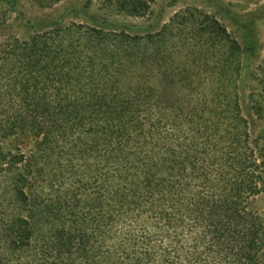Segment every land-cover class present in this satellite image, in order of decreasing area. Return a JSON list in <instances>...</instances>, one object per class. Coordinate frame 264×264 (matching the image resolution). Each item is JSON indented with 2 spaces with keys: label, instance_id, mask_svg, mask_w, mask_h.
Returning a JSON list of instances; mask_svg holds the SVG:
<instances>
[{
  "label": "trees",
  "instance_id": "16d2710c",
  "mask_svg": "<svg viewBox=\"0 0 264 264\" xmlns=\"http://www.w3.org/2000/svg\"><path fill=\"white\" fill-rule=\"evenodd\" d=\"M31 30L0 45V264H262L264 60L196 9Z\"/></svg>",
  "mask_w": 264,
  "mask_h": 264
},
{
  "label": "rangeland",
  "instance_id": "374dc122",
  "mask_svg": "<svg viewBox=\"0 0 264 264\" xmlns=\"http://www.w3.org/2000/svg\"><path fill=\"white\" fill-rule=\"evenodd\" d=\"M193 9L215 17L227 28L243 49L244 68L253 72L262 64L264 2L254 0H154L151 14L143 19L120 14L110 0H63L52 8H40L32 0H0V45L13 38L27 39L34 26L59 21L90 25L95 20H108L156 32L169 25L177 15ZM253 85V81L244 80V100ZM252 207L264 215V193L252 202ZM261 263L264 264V252Z\"/></svg>",
  "mask_w": 264,
  "mask_h": 264
}]
</instances>
